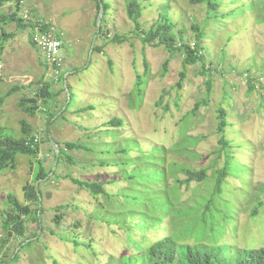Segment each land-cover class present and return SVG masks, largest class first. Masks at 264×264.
<instances>
[{
    "label": "rangeland",
    "instance_id": "374dc122",
    "mask_svg": "<svg viewBox=\"0 0 264 264\" xmlns=\"http://www.w3.org/2000/svg\"><path fill=\"white\" fill-rule=\"evenodd\" d=\"M128 1L103 0L109 8L98 35L95 0H22L65 32L62 71L75 72L67 76L70 99L63 114L58 112L66 102L63 82L47 76L28 31L22 33L15 23L2 26L11 37L0 52V96L17 87L0 105L3 133L19 139L21 121L26 123L46 170L54 163L48 137L83 149L67 153L74 165L62 155L55 175L38 183V190L40 183L43 187L40 226L25 224L28 238L22 248L21 239L8 237L2 223L10 209L8 195L23 203L22 188L34 185L33 158L17 154L14 168L0 173V264H139L140 252L163 237L216 247L226 259L242 249L264 248V88L257 85L264 77L261 3L220 0L215 17L189 0H135L141 29L172 25L176 47L180 39L192 47L197 26L203 65L184 66L183 51L143 44L142 32L127 18ZM9 11L6 5L0 8L2 14ZM94 35L92 48L103 47L102 52L89 50ZM202 70L211 80L208 95ZM247 76L255 86L251 91ZM42 81L56 93L48 109L58 113L49 122L47 113L29 117L18 106ZM88 106L91 110L76 112ZM219 108L226 113L229 145L220 156ZM113 118L117 125H111ZM225 162L227 175L218 194L215 171ZM201 169L207 170L202 183L179 186L184 171ZM67 175L111 182L103 184V195L93 197ZM54 215H61L59 225ZM2 240L7 241L3 246Z\"/></svg>",
    "mask_w": 264,
    "mask_h": 264
},
{
    "label": "trees",
    "instance_id": "16d2710c",
    "mask_svg": "<svg viewBox=\"0 0 264 264\" xmlns=\"http://www.w3.org/2000/svg\"><path fill=\"white\" fill-rule=\"evenodd\" d=\"M22 0H0V6L5 5L6 3H19ZM98 0H95L96 3V16L98 13ZM261 3L262 9L264 10V0H258ZM103 7L102 19L106 16L108 12L109 5L104 3L103 0H100ZM192 5H205L207 16L209 14L216 13L213 16L217 17V11L219 10L220 0H189ZM16 11L12 13H0V52L3 51L4 42L7 38L11 37L10 34L6 33L2 26L10 23H15L16 27L20 30L26 29L27 25L23 24L19 16L17 15V6H15ZM126 14L129 21L132 22L134 29L142 32L141 41L143 44H159L163 45L168 51H183L185 53L184 66L186 65H194L195 63H201L203 65V56L201 55L199 49V40L201 39V32L198 30L197 26L194 25L193 28L195 30V41L193 42V46L191 47L189 44L183 43V39H180V46L176 47V37L175 34H171L170 24H152L148 30H142L141 25L139 23V19L142 16L141 9L135 0H129L126 4ZM174 27V25H173ZM102 34L101 27L99 28L98 35ZM115 40H118L117 36L113 37ZM114 41V40H113ZM31 45V43H30ZM32 46V45H31ZM95 47L92 49V52L95 51ZM99 51L102 52L100 49ZM164 70L166 68V63L163 65ZM204 69V68H203ZM202 75H206V71H201ZM64 72L62 71L59 75V82H63ZM181 79H183V71L180 73ZM207 76V75H206ZM206 86L205 91L207 95L211 89V80L210 77L206 78ZM246 83L249 87V91L254 89V83L251 76H247ZM181 83V82H180ZM256 83V81H255ZM179 87V82L177 83ZM17 87L13 89H9L5 94L0 96V105L3 101L13 95ZM64 92V88L60 90ZM56 98V94L53 93L50 89V86L47 82H40L38 87L33 95V97L28 99H19L18 106L23 113L28 115L29 117H33L36 113H47L49 115L48 122L58 113H64L61 109L58 112H50L48 109V105ZM69 105V104H68ZM65 107V110L67 106ZM199 104H195L191 114L195 113V110L199 108ZM83 110L89 111L91 110V106H88L84 109H78L76 112H82ZM111 125H117L118 120L113 118L110 120ZM227 126L226 123V113L222 108L217 110V124H216V132L219 134V156L221 153L228 148V141L224 138V130ZM21 131L24 135L23 137L16 139L11 134H4L3 130L0 128V173L6 169H13L15 166V156L17 154L27 155L33 158V165L36 168V171L33 175V184L35 181H49L50 178L55 175V172H52V175L48 177V174L51 171V168L46 170L42 167V164L39 160H37L38 155V147H37V138L34 136L27 137L30 133V127L21 121ZM49 133V131H48ZM58 147V156L55 157L53 155V161L56 160V168L60 163V159L62 155H65V160L68 164L74 165L72 158L67 154L72 150H81L83 146L80 144H76L73 142H65L64 144L56 143ZM99 166L103 167V163H99ZM227 175V163L215 171L214 178V191L218 194L221 193V185L225 181ZM207 176V170L201 169L199 171H184V179L177 181L179 186L184 185L187 189L189 184L192 182L202 183ZM71 183L76 186L85 189L90 193V196L97 197L100 194L103 195L104 188L103 184L109 185L111 181H107L102 183L100 181H82L72 176L65 177ZM45 179V180H44ZM23 191V199L27 204L19 203V201L13 196L8 195V207L9 212H6L5 219L2 223V228L8 237H17L21 239L18 243V247L22 248V243L27 240L28 237L25 236L27 232L26 223L30 222L35 225L40 226V217L38 219L37 211L39 209L40 214H42V207H38V197L36 195L34 185H25L22 188ZM41 195V192L39 191ZM209 204V203H208ZM33 206V208H31ZM62 207H57L55 211H58ZM208 207L206 206L205 210ZM61 215H54L52 221L55 225H59V220ZM40 228V227H39ZM7 241L2 240V246L5 245ZM27 244V243H25ZM24 244V245H25ZM16 254L13 256V259L16 258ZM12 259V258H11ZM140 263L139 264H264V248L258 249H250L245 250L242 249L239 253L232 259L222 258L218 252V248L213 246H206L203 244L198 245H190V244H177L170 237L158 238L154 242L150 243L148 247L144 248L139 254ZM4 261H1L3 264Z\"/></svg>",
    "mask_w": 264,
    "mask_h": 264
},
{
    "label": "built area",
    "instance_id": "2783aa9c",
    "mask_svg": "<svg viewBox=\"0 0 264 264\" xmlns=\"http://www.w3.org/2000/svg\"><path fill=\"white\" fill-rule=\"evenodd\" d=\"M5 5L10 9L8 13L15 12V6H17L16 13L23 24L27 25L29 42L47 68V76L57 81L63 66L64 33L41 16H37L38 14L32 8L25 6L22 1L17 4L10 2ZM257 85L264 88V77L258 79Z\"/></svg>",
    "mask_w": 264,
    "mask_h": 264
},
{
    "label": "water",
    "instance_id": "95a60500",
    "mask_svg": "<svg viewBox=\"0 0 264 264\" xmlns=\"http://www.w3.org/2000/svg\"><path fill=\"white\" fill-rule=\"evenodd\" d=\"M98 4H99V6H98L99 8H98V13H97L96 21H95L96 34L99 32L100 19H101L102 14H103V7H102V4H101L100 0H98ZM94 38H95V36H94ZM92 47H93V45H91V47H90V52L92 50ZM66 79H67V73H64V75H63V88H64V92L66 94V102H65V105L62 107V110L65 109V107L69 103V99H70L69 91H68L67 84H66ZM48 138H49L50 145L54 148L55 157H57L58 156V147H57V144L50 137H48ZM55 165H56V160L53 163V167H52L50 173L48 174V177L52 175V172L55 169ZM39 182H40L39 180L35 181V183H34V189H35L36 195L38 197V207L40 208L41 207V196H40L39 190H38V183ZM39 214H40V212H39V209H38V211H37L38 219H39V216H40ZM24 244H25V242L23 243V245Z\"/></svg>",
    "mask_w": 264,
    "mask_h": 264
},
{
    "label": "crops",
    "instance_id": "0c3cea01",
    "mask_svg": "<svg viewBox=\"0 0 264 264\" xmlns=\"http://www.w3.org/2000/svg\"><path fill=\"white\" fill-rule=\"evenodd\" d=\"M39 9V8H38ZM41 10V9H40ZM35 12H37V11H35ZM49 15L47 16V18L46 19H49ZM45 19V18H44ZM45 19V20H46ZM47 21V20H46ZM49 23H51L50 21H49ZM52 24V23H51ZM61 30V29H60ZM20 31H22V33L25 31V30H20ZM61 31H63V30H61ZM64 32V31H63ZM96 34V33H95ZM98 34V33H97ZM67 35V34H66ZM95 36V35H94ZM94 36H93V39H92V44L91 45H93V41H94ZM64 37H65V32H64ZM15 38V36L12 38V39H14ZM83 47V46H82ZM91 47V46H90ZM81 48V47H80ZM79 48V49H80ZM101 48V50L103 51V47H100ZM100 48H97L96 49V51H98V52H101V51H99L100 50ZM93 49V48H92ZM33 50H34V48H33ZM90 50V49H89ZM36 51V50H35ZM37 52V51H36ZM77 53H78V49H76L75 50V55L78 57V55H77ZM37 56L39 57V54H38V52H37ZM40 58V57H39ZM40 61L42 62V60L40 59ZM43 63V62H42ZM42 66H43V64H42ZM46 68V67H45ZM75 71H72V68L71 69H66V71L64 72V73H67V76H69L70 74H72V73H74ZM66 81H67V79H66ZM56 94V93H55ZM65 105V104H64ZM43 167V166H42ZM35 171H36V168L34 167L33 169H32V177H33V175H34V173H35ZM42 182V181H41ZM44 182V181H43ZM40 185V187H39V191L42 193V196H43V187H41V183L39 184ZM20 203V202H19ZM22 204H27V202H23ZM31 208H33V206H31ZM20 242V241H19ZM23 245V244H22Z\"/></svg>",
    "mask_w": 264,
    "mask_h": 264
}]
</instances>
